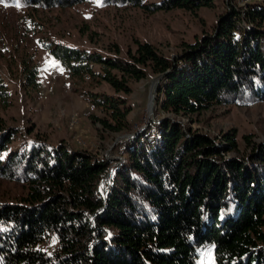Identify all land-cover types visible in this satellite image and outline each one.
<instances>
[{"label":"trees","instance_id":"1","mask_svg":"<svg viewBox=\"0 0 264 264\" xmlns=\"http://www.w3.org/2000/svg\"><path fill=\"white\" fill-rule=\"evenodd\" d=\"M101 6L145 13L196 14L214 0H98ZM85 0H0L19 9H67ZM166 56L135 42L124 56L44 43L83 97L101 116L89 115L102 137L128 132L131 84L148 74L164 77L157 110L190 118L217 106L264 101V8L230 7L212 33ZM22 85L40 92V71L28 60ZM108 86L113 93L93 92ZM0 75V109L10 106ZM113 162L64 142L34 139L9 150L19 131L0 125V176L21 181L17 203L0 204V264H198L213 247V264H264V145L241 159H226L205 136L188 134L171 119L151 124ZM32 131H29V134ZM143 138V141H141ZM228 150L237 145L224 135ZM112 180L105 194L104 180ZM110 180V177H109ZM52 238L56 246L46 252Z\"/></svg>","mask_w":264,"mask_h":264},{"label":"rangeland","instance_id":"2","mask_svg":"<svg viewBox=\"0 0 264 264\" xmlns=\"http://www.w3.org/2000/svg\"><path fill=\"white\" fill-rule=\"evenodd\" d=\"M245 4L264 8V0H214L211 7L201 8L196 14L182 10L145 13L126 6H101L98 0H85L67 9L22 10L0 6V75L11 97L10 106L0 109V125L19 131L11 139L9 150L34 139L51 146L64 142L72 149L85 150L113 162V171L126 159L124 149L132 145V138L140 135L153 138L149 130L151 124L166 118L188 134L210 139L226 159H241L252 146L264 145V101L215 106L190 118L174 116L157 110L158 76L151 74L132 83V92L126 96L131 110L128 116L130 130L113 137H102L97 131L98 126L89 120V115L100 117L101 114L83 97L86 86L70 79L44 49V43H63L111 55L119 49L120 55L124 56L128 48L134 49L135 42L140 41L174 57L184 44H192L212 33L219 16L229 12L230 7L243 10ZM28 60L40 71V92L27 90L22 85V66ZM90 90L113 93L106 85ZM72 119L76 122L70 127ZM29 131L32 132L29 134ZM226 134L233 137L237 145L235 150H228L223 138ZM111 180L109 177L104 180L105 193ZM24 194L21 181L0 176V204L17 203ZM55 246L52 238L43 244L46 252H51ZM212 257L209 247L201 252L199 264H213Z\"/></svg>","mask_w":264,"mask_h":264},{"label":"built area","instance_id":"3","mask_svg":"<svg viewBox=\"0 0 264 264\" xmlns=\"http://www.w3.org/2000/svg\"><path fill=\"white\" fill-rule=\"evenodd\" d=\"M246 5H247V4H245V5H243V6H246ZM75 122H76V121H75L74 119H72V120L70 121V127H73V126L75 125ZM211 251H212V247H211ZM199 259H200V258H199ZM199 259H198V264H199V261H200Z\"/></svg>","mask_w":264,"mask_h":264},{"label":"water","instance_id":"4","mask_svg":"<svg viewBox=\"0 0 264 264\" xmlns=\"http://www.w3.org/2000/svg\"><path fill=\"white\" fill-rule=\"evenodd\" d=\"M164 77V75H162V76H160V77H158V80L156 81V85L159 83V81L162 79ZM154 96L155 95H153V98H154ZM108 177H110V179L112 178V176L110 175V176H108ZM106 193H107V190H106ZM105 193V194H106Z\"/></svg>","mask_w":264,"mask_h":264},{"label":"snow or ice","instance_id":"5","mask_svg":"<svg viewBox=\"0 0 264 264\" xmlns=\"http://www.w3.org/2000/svg\"><path fill=\"white\" fill-rule=\"evenodd\" d=\"M16 6H17V7H19L20 5H19V4H17ZM53 64H54V62H53Z\"/></svg>","mask_w":264,"mask_h":264}]
</instances>
